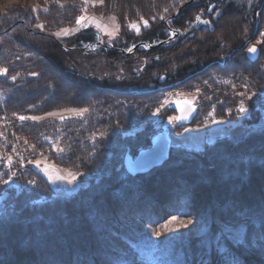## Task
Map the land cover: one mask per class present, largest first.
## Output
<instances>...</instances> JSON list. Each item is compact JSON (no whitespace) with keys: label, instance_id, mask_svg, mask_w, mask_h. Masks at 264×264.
<instances>
[{"label":"rangeland","instance_id":"374dc122","mask_svg":"<svg viewBox=\"0 0 264 264\" xmlns=\"http://www.w3.org/2000/svg\"><path fill=\"white\" fill-rule=\"evenodd\" d=\"M262 1L212 0L210 7L205 10L207 21H211L210 26L205 23L201 24V22L197 25L193 21L191 23L190 20L175 26L174 24L169 25V23H172V19L176 17L180 6H187L192 0H0V70L8 69L6 74L0 75V98L5 99L10 96L13 87L21 85L22 96L25 99L30 96L29 92L37 91L38 87L42 90L48 77V79H58L63 84L60 89H71L70 93H78L77 99L83 101V104L58 106L39 113L15 114L5 111L0 115V164L3 165L0 170V201L8 195V190L11 188L29 190L36 186L37 180L26 171L29 166L40 171L48 180L53 188L52 196L71 195L80 187L87 185L93 177L86 170L62 165L54 159L56 152L53 151H58L61 147L66 146L62 145L59 138L52 136L53 139L50 140L47 148L50 153L38 151L39 143L32 142L19 131L17 133L18 125L23 122L47 120L63 122L83 118L91 112V105L101 102L105 104L103 112L112 115L110 105H119L116 107L117 111L114 112L119 113L122 125H117V121H119L117 118L107 125V127H111V130L103 129L95 131L93 134V138L100 141L99 133H108L104 139H109L111 144L104 146L106 151L100 156H105L108 162H111L116 177L119 176L124 165V154L127 152L135 157L139 150L151 146V137L164 127L168 129L170 140L169 158L164 162L168 167L181 163L183 159L184 161L195 159V155L203 153L206 147L215 150L213 149L214 144L219 140L231 138L238 141L245 135L264 128V85L259 88L246 85L247 71L250 72L252 66L244 58L243 52H236L229 56L226 67L212 66L201 74H196L182 83H177L185 75L198 69L199 59L202 60L201 58L205 57L201 53V49L216 47L220 53L226 52L231 48L230 44L234 40L237 41L238 38L244 40L253 37L252 45H261L262 52L261 57L257 59L258 65L264 64V36L261 35L264 33V16L259 29L255 33L251 32L253 12L261 6ZM212 4L215 5L211 8ZM177 7V12H172ZM227 7L234 9L230 18L231 22L225 19L224 12H227ZM9 9H15V11H9ZM262 13L264 14V7ZM80 16H84L85 20L78 24L76 21ZM166 16H170L166 21V24L169 25L167 39L159 41L160 43H149L139 39L137 43H134L137 37L159 25V19ZM153 17L156 19L153 20ZM144 21L148 22L147 27H145ZM224 23H226V27H224ZM41 24L43 25L42 29L37 27ZM131 24L137 25L140 29L139 34L130 27ZM215 24L217 26L214 32L210 33V28ZM85 28H94L98 32V40L83 47L84 51L95 53L93 56L81 54L77 44L70 41ZM16 30H22L26 35L29 34V39L33 44L39 40H45L48 44H56L61 48L62 45L71 46L70 48L74 51L72 57H75L77 63L74 64L75 67L88 73L89 76L91 75L90 78L94 80L93 84L98 82L100 85L126 87L132 86L128 85L129 82L134 84L133 82L137 81L139 88H146V81L151 80L158 81L157 86L164 87V89L147 96L118 97L98 92L96 88V90H92L89 87L91 85L74 82L69 75L59 73L58 70L50 72L47 70L43 75L44 69L36 66L38 63L36 61L40 59V56L36 52L34 53L32 47L22 44ZM65 30L68 34H65ZM179 31L183 32L179 37L178 35L175 38L171 37L172 32L178 34ZM146 44L151 46L143 47ZM129 48L132 49L131 52L128 51ZM142 50L145 53L141 54ZM114 52L116 54L112 55ZM211 58L212 54L209 59H205V62L210 61ZM41 59L43 60V58ZM43 61L47 63L45 59ZM13 76L15 80L12 79ZM43 76L45 78H42ZM133 77L136 78L133 79ZM31 80L37 82L32 86L28 85ZM241 93L244 95H240ZM32 97L36 98L35 94H32ZM41 98L47 99V96L44 95ZM181 101L190 102L196 107L192 122L182 124L179 119L172 121L168 119L173 116L178 117L172 106ZM241 101H243V106L248 109L246 114L239 113ZM84 109L87 111H83ZM157 109H160L158 113ZM21 116L39 117L40 119L21 121L19 119ZM97 116L104 118L105 114L100 113ZM92 158L95 159V156ZM155 168L150 170L151 174L149 175L147 174L149 172L135 175L136 178L131 184H147L144 192L150 193L151 188L158 186L160 182H157ZM186 172L188 171L185 168V175L188 174ZM12 173L15 175L13 176ZM260 176L262 178L263 173ZM58 177L66 179L59 180ZM6 180L9 181L7 184L4 183ZM33 181L34 183H31ZM201 183L199 182L200 185ZM255 186L257 187H254L249 195L255 198L254 203L256 202V205L261 206L264 211V205L261 203V200H264V187L259 184ZM200 188H198L200 196L207 193L209 198L215 193L213 189L210 190L206 186ZM259 198L261 199L258 200ZM201 199L202 197H198L199 204H201ZM120 211L122 212V209L118 210V212ZM140 212L145 216L133 215L132 217L130 215V221L125 222L129 228L127 238L132 241L136 237V247L133 248V251L140 249L145 257L151 254V262L153 259L166 260L165 253L159 254L155 252L156 250L150 253L146 251L148 248H153L154 243H157L158 240L167 237H189L205 231L202 220L205 219L206 214L199 217L182 216L171 214L168 211L164 214L165 217H156L152 209L143 208ZM117 214L119 213H116V216ZM172 217H176V219H172ZM189 220H192L193 223L188 224L186 228L182 227V223H187ZM229 226L231 225H227L236 234V242L242 241L246 234L245 227L238 226L234 229ZM141 228L147 231V236H144ZM156 233L161 235L157 236ZM105 235L110 238V242L115 241L122 247L127 244L118 241L120 235L116 230L105 232ZM226 237L232 238V236ZM260 241L259 235L256 233L252 234L249 241L251 245L259 247V253H261V249L264 250V243ZM49 249L52 254L56 247ZM155 249H157L156 246ZM259 253L255 252V256ZM247 254L256 264H262L261 255L260 258H257L252 257L254 253ZM127 255L129 258L134 257L132 253ZM31 256L35 257V255ZM23 257L16 255L7 263L2 264H26L25 258L29 257H25L24 253ZM138 259L136 260L138 261ZM27 263H31V259Z\"/></svg>","mask_w":264,"mask_h":264},{"label":"trees","instance_id":"16d2710c","mask_svg":"<svg viewBox=\"0 0 264 264\" xmlns=\"http://www.w3.org/2000/svg\"><path fill=\"white\" fill-rule=\"evenodd\" d=\"M211 1L192 0L187 6H180L182 7L180 13L177 12L178 7L174 8L172 12H177V15L169 25L179 26L186 20L194 22L203 10L210 7ZM263 7L264 0L253 12L252 33L260 27L264 16ZM228 9L224 12L225 19L231 22L230 18L234 9ZM170 16L159 19V25L134 38V43H137L139 39L149 43L167 39L169 25L166 21ZM224 24L226 27V23ZM216 26L215 24L211 27L209 32L213 33ZM97 33L94 28H85L70 41L77 44L81 54L93 56L95 53L84 51L83 47L97 41L99 38ZM16 34L24 46L32 47L34 53L40 56L36 66L44 69L43 75L44 71L58 70L59 73L69 75L74 82L91 85L89 87L92 90L97 89L98 92L118 97L147 96L164 89L157 86L158 81L151 80L146 81V88H139L137 81L133 82L134 84L129 82L128 85L132 86L126 87L100 85L98 82L93 84L91 75L75 67L74 64L77 63L75 57H72L74 51L70 48L71 46L62 45V49L56 44H48L45 40H39L33 44L29 34L26 35L22 30H16ZM236 40L230 44L232 46L226 52L220 53L216 47L201 49L205 57L201 58L202 60L199 59L198 69L185 75L177 83L201 74L212 66L226 67L229 56L236 52H243L244 58L252 66L251 71H247L246 85L255 88L263 86L264 64L259 66L257 62V59L261 57V45L256 44L259 55L255 61H251L247 57V50L253 46L251 43L253 37ZM143 50L141 54L145 53ZM115 54V52L112 53V55ZM210 54L212 58L205 62ZM41 58L45 59L48 65ZM46 81L42 90L38 87L37 91L29 92L30 96L25 99L22 96L21 85L13 87L10 96L5 99L0 98V115L5 111L31 114L58 106L83 104V101L77 99L78 93L71 94V89H60L63 84L58 79L47 77ZM36 82L31 80L28 85L32 86ZM32 94H35L36 98H33ZM44 95L47 99L41 98ZM103 106L105 104L102 102L91 105L93 111L91 110L83 118L63 122L27 121L18 125L17 133L20 132L32 142L39 143L37 149L43 153H50L47 148L53 137L59 138L62 145L66 146L53 151L56 152L54 159L62 165L86 170L93 177L87 185L80 187L71 195L52 196L53 188L48 180L40 171L29 166L26 171L35 177L36 186L29 190L11 188L8 190V195L0 201V262L7 263L16 255L24 258V253L25 257H29L25 258L27 261L23 260L26 264L29 259H31L29 264H256L247 254L250 252V254L254 253L252 257L260 258L261 255V263L264 264V250L261 249L259 253V247L249 243L253 233L259 235L260 242L264 243V230H262L264 211L261 206L256 205V202L254 203L255 198L249 195L254 187H257L255 185L264 187V128L251 132L238 141L231 138L219 140L214 144L215 150L206 147L203 153L195 155V159H187V161L183 159L181 163L169 167L162 164L155 168L157 182L160 181L158 186L151 188L150 193H145L147 184H131L136 176L128 173L124 165L119 176L116 177L111 162H108L105 156H100L105 153V147L111 142L109 139L99 141L97 138L94 141V132L110 129L111 127L107 125L117 118L120 126L122 125L119 113L114 112L119 105H110L113 116L103 112ZM100 113L105 114V117L97 116ZM233 142L234 146L231 145ZM126 154L127 152L124 157ZM92 156H95V159ZM192 163L193 166H191ZM2 167L3 165L0 164V170ZM185 168L188 171L186 175ZM151 171L147 174H151ZM261 173H263L262 178ZM199 182H202L201 185ZM203 186L213 189L215 193L209 198L207 193L198 195V188ZM166 194L167 197H165ZM198 197H202L201 204L198 203ZM261 203L264 205L263 199ZM143 208L152 209L156 217H165L164 214L168 211L182 216L199 217L206 214L205 219L202 220L205 231L189 237H167L158 240L153 248H148L146 251L150 253L156 250L155 252L159 254L165 253L166 260L153 259L151 262V254L145 257L140 249L133 251L136 247V237L132 241L127 238L129 228L125 222L130 221V215L144 217L145 215L140 212ZM119 209H122V212H118ZM116 213L119 214L116 216ZM227 225H231L234 229L238 226L245 227L246 234L242 241L236 242V234ZM141 229L144 236H147V231ZM113 230L119 233L120 243L126 242L129 245L122 247L115 241L110 242V238L104 236L105 232ZM226 236H232V238L228 239ZM53 246L56 249L51 254L49 248H54ZM155 246L159 250L155 249ZM255 252L259 254L255 256ZM130 253L134 255L133 258L130 257L133 260L127 255ZM137 258H139L138 261Z\"/></svg>","mask_w":264,"mask_h":264},{"label":"water","instance_id":"95a60500","mask_svg":"<svg viewBox=\"0 0 264 264\" xmlns=\"http://www.w3.org/2000/svg\"><path fill=\"white\" fill-rule=\"evenodd\" d=\"M215 4H212L211 8ZM204 21V20H202ZM207 21V19L205 20ZM201 24H204L201 22ZM211 24V23H209ZM257 48V52L255 54H250L247 50V57L251 61H255L258 58L259 55V48L257 45H255ZM172 108L177 112L179 122L182 124L189 123L193 116L196 113V107L187 101H181L178 103H175ZM170 153V140H169V133L167 127H164L160 132H157L151 139V146L139 150L137 155L134 157L131 154H126L123 163L125 165L126 157H131L132 163L142 162L146 164L147 171H138L134 173H130L131 175L135 176L137 174L147 173L150 170H152L154 167H157L161 165L163 162H165L169 158ZM126 168V165H125Z\"/></svg>","mask_w":264,"mask_h":264},{"label":"snow or ice","instance_id":"6c2138e0","mask_svg":"<svg viewBox=\"0 0 264 264\" xmlns=\"http://www.w3.org/2000/svg\"><path fill=\"white\" fill-rule=\"evenodd\" d=\"M9 11H15V9H9ZM156 19V17H153V20H155ZM85 20V17L84 16H80V17H78L77 18V23L78 24H80L82 21H84ZM202 23H205V24H209V23H211L210 21H202ZM144 25H145V27H147L148 26V22L147 21H144ZM37 27H39V28H43V25L41 24V25H37ZM130 27L132 28V29H135V31L137 32V34H139V31H140V29L137 27V25L136 24H131L130 25ZM77 31H79V29H77ZM65 34H68L67 33V30H65ZM57 35H59V34H57ZM177 35V33L176 32H172L171 33V37L172 38H175V36ZM261 35L262 36H264V33H261ZM170 42V41H169ZM158 43H160V42H158ZM151 45H143V47H150ZM133 47H135V46H133ZM128 51L129 52H131L132 51V49L131 48H129L128 49ZM248 52L250 53V54H255L256 52H257V48H256V46L255 45H253L252 47H250V48H248ZM157 59H159V57H157ZM8 72V69L7 68H4V69H2V70H0V75H4V74H6ZM33 75H35V73H33ZM161 78H163V77H161ZM12 79L13 80H15V77L13 76L12 77ZM240 95H244L243 93H241ZM253 95H256V93H253ZM249 99H251V97H248ZM83 111H87V109H84ZM160 111V109H157L156 110V112L158 113ZM229 112H231V110H229ZM248 112V109L246 108V107H244L243 106V101H241V106L239 107V113L240 114H246ZM19 119L21 120V121H23V120H25V119H32V120H37V119H40L39 117H24V116H21V117H19ZM61 119H64V117H61ZM170 121H172V120H177V119H179L178 117H169L168 118ZM119 121H117V125H119ZM107 135H108V133L107 132H101V133H99V138L101 139V141H103V139L105 138V137H107ZM95 137L93 138V140L95 141ZM37 163H39V162H37ZM9 164H11V161H9ZM125 165H126V171L128 172V173H134V172H138V171H147L148 169H147V166H146V164H144V163H142V162H137V163H132L131 162V157L129 156V157H126V160H125ZM12 175L14 176L15 175V173H12ZM10 179H11V177H10ZM58 179L59 180H65L66 178L65 177H58ZM73 180H75V177H73ZM9 181H4V183L5 184H7ZM31 183H34V181L33 182H31ZM172 219H176V217H172ZM191 223H193V221L192 220H189L187 223H182V227H188V224H191ZM262 230H264V223H262ZM156 235L157 236H160L161 234L160 233H156ZM0 264H2V262H0Z\"/></svg>","mask_w":264,"mask_h":264},{"label":"flooded vegetation","instance_id":"af4514ba","mask_svg":"<svg viewBox=\"0 0 264 264\" xmlns=\"http://www.w3.org/2000/svg\"><path fill=\"white\" fill-rule=\"evenodd\" d=\"M180 9H181V8H180ZM180 9H179V10H180ZM179 10H178V11H179ZM205 12H206V11L203 10L198 16L196 15L197 17H196V19H195V21H194L193 23L198 25L200 22H202V20L207 19L206 15H205ZM202 18H203V19H202ZM191 23H192V22H191ZM207 25L210 26V24H207ZM186 32H187V31H186ZM182 33H183L182 31H179L178 34H177L178 37H179V35H181ZM184 33H185V32H184Z\"/></svg>","mask_w":264,"mask_h":264},{"label":"bare ground","instance_id":"6f19581e","mask_svg":"<svg viewBox=\"0 0 264 264\" xmlns=\"http://www.w3.org/2000/svg\"><path fill=\"white\" fill-rule=\"evenodd\" d=\"M210 22H211V21H210ZM206 27H207V26H206ZM191 122H192V121H191ZM162 164H164V162H163ZM162 164H161V165H162ZM159 166H160V165H159ZM124 167H125V165H124ZM157 167H158V166H157ZM154 168H155V167H154ZM125 169H126V168H125Z\"/></svg>","mask_w":264,"mask_h":264}]
</instances>
